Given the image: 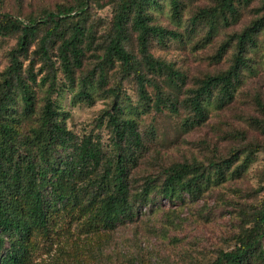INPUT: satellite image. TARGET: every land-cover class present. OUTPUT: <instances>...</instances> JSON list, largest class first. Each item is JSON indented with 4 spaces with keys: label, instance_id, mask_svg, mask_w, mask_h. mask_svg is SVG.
Masks as SVG:
<instances>
[{
    "label": "trees",
    "instance_id": "trees-1",
    "mask_svg": "<svg viewBox=\"0 0 264 264\" xmlns=\"http://www.w3.org/2000/svg\"><path fill=\"white\" fill-rule=\"evenodd\" d=\"M89 1L78 0L75 5L57 6L38 18L21 19L9 13L0 16V37L17 38L9 52L10 64L2 74L0 85V264L31 262L34 258L32 239L38 238L36 245L41 247L50 243L55 238V225L61 212L78 206L83 195L94 193L95 189L100 195L92 198L96 205L88 213L87 222L81 225L84 233L113 229L131 218L134 204L147 205L153 196L168 202L182 200L185 195L198 198L211 181V174L200 166L175 164L165 170L161 183L149 176L141 192L132 193L130 174L138 157L132 151H124L122 145L129 142L141 149L143 143L136 121L123 116L129 105L121 100V86L107 90L114 96V102L103 117L115 135L113 156H107L100 140L91 135L78 139L67 128V114L54 96L66 88H77L75 96L78 99L92 101L95 86L105 87L108 66L119 64L123 81L132 79L135 82L139 102L145 108L162 109L164 92L158 83L160 78H165L169 87L185 83L180 72L151 52V41L164 44L168 38L177 37L176 32L151 23L148 10L157 0L117 1L108 40L102 44L100 62L94 73H88L78 81L76 71L83 63V46L94 40L93 32L83 18ZM232 2L223 0L218 9L202 10L194 17V23L207 19L211 36L218 19H226L224 9L234 12ZM171 5L173 16L179 17L180 0H171ZM262 30L264 15L219 46L213 56L215 62L221 61L231 47L235 49L229 68L198 79L185 101L197 122L206 119L208 107L213 102L222 107L233 101L243 72L249 69L247 53L256 46L257 35ZM132 33L136 34L140 58L128 49ZM36 41V48L31 52ZM58 42L55 56L52 47ZM30 53L41 63L37 71ZM24 61H30L28 66ZM60 71L63 83L60 82ZM148 87L156 91L154 100ZM37 88L44 91L39 109ZM18 102L21 115L15 107ZM169 107L176 110L172 101ZM34 116L37 117L29 127V133L22 139L17 125L24 117ZM193 125L195 123H190ZM250 149L242 167L248 166L255 152L264 151L260 147ZM232 163L233 157L218 165L215 177L218 181L225 177L223 168H229ZM211 166L217 165L212 163ZM78 179L82 180L81 186ZM260 192L263 195L257 196L255 205L240 209L239 233L234 247L217 251L215 259L208 264H264V189Z\"/></svg>",
    "mask_w": 264,
    "mask_h": 264
},
{
    "label": "rangeland",
    "instance_id": "rangeland-1",
    "mask_svg": "<svg viewBox=\"0 0 264 264\" xmlns=\"http://www.w3.org/2000/svg\"><path fill=\"white\" fill-rule=\"evenodd\" d=\"M117 1H89L83 18L94 40L83 46V63L76 71L78 81L94 73L100 62L102 44L108 40ZM77 2L0 0V16L9 13L21 19L38 18L57 6ZM222 3L223 0H180L181 12L177 18L173 16L171 0H157L149 8L152 24L177 33L176 38H168L164 44L151 41V52L185 77V83L178 87L167 86L163 77L158 80L164 92L161 110L153 106L145 108L139 102L135 82L132 79L123 81L119 64L106 67L105 87L96 85L90 102L75 96L77 88H66L54 96L67 114V128L78 139L91 135L100 140L107 156H113L115 135L103 117L114 102V96L107 90L121 86V100L129 105L123 116L136 121L143 143L141 149L129 142L122 145L124 151H132L138 157L130 174L132 193L141 192L149 176L161 183L165 170L175 164L200 166L211 174L205 190L198 198L185 195L174 202L153 196L147 205L134 204L130 219L113 229L92 233L82 232L81 225L87 222L88 213L96 205L92 198L100 192L95 189L94 193H85L78 206L69 208L72 211L61 212L55 225V238L50 243L41 247L36 245L38 238L32 239L34 258L28 264H208L215 259L217 251L234 247L239 233L240 209L255 205L264 189V151L255 152L248 166L242 167L251 147L264 148V30L258 33L256 46L247 53L249 69L244 70L233 101L222 107L213 102L208 107L206 119L201 122L194 119L185 101L198 79L229 68L234 47L219 62H215L213 56L231 35L240 33L264 15V0H233L234 12L224 9L226 19L219 18L215 31L209 36L208 20L194 23V17L202 10L218 9ZM16 42V37H0V85L2 74L10 64L9 52ZM59 43L52 47L55 56ZM128 49L140 58L135 33H132ZM32 59L37 71L41 63L30 53ZM29 62L24 61V65L28 66ZM95 73L97 77L98 71ZM59 76L63 83L61 71ZM148 91L154 100L156 91L153 87H148ZM43 96L44 91L37 88V109L42 105ZM171 101L176 110L169 107ZM15 107L21 115L20 103ZM36 117H24L17 125L22 139ZM190 123L195 125L190 126ZM232 157V165L223 168L224 179L218 181L215 178L218 165ZM234 157L239 158L234 160ZM212 163L217 166H211ZM81 181L77 180L80 186Z\"/></svg>",
    "mask_w": 264,
    "mask_h": 264
}]
</instances>
